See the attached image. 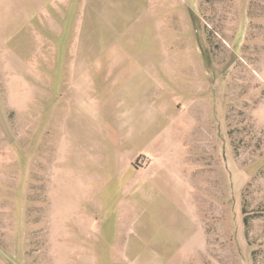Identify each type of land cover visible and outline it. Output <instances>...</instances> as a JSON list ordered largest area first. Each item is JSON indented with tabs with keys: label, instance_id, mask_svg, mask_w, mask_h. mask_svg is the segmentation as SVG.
Returning <instances> with one entry per match:
<instances>
[{
	"label": "rangeland",
	"instance_id": "374dc122",
	"mask_svg": "<svg viewBox=\"0 0 264 264\" xmlns=\"http://www.w3.org/2000/svg\"><path fill=\"white\" fill-rule=\"evenodd\" d=\"M120 59L189 100L174 198L136 213L146 157L62 92ZM0 264H264V0H0Z\"/></svg>",
	"mask_w": 264,
	"mask_h": 264
},
{
	"label": "crops",
	"instance_id": "0c3cea01",
	"mask_svg": "<svg viewBox=\"0 0 264 264\" xmlns=\"http://www.w3.org/2000/svg\"><path fill=\"white\" fill-rule=\"evenodd\" d=\"M49 1L45 0V3ZM122 51L124 54L130 52L127 48ZM125 59L97 62L96 66L93 62H81L82 68L86 69L83 76L67 79L74 83H68L69 87L63 88L62 92L64 97L65 94H69L68 114H75L83 124L88 122L89 117H95L98 127L94 131L101 133L97 139L100 141L122 140L123 145L124 143L129 144L125 147L129 155L146 157L144 172L135 182L136 213L138 209L144 210L142 202H153L152 199L141 198L143 191L148 192L144 194V197L149 195L154 198L157 196L174 198L170 189L172 179L175 178H171V173H169V166L174 160L170 158L171 138L178 140L176 152L180 156L182 154L181 141L185 137L182 133L184 127L189 126V122L187 125V121L182 119L175 121L174 118L182 115L184 110L188 111L189 105L184 106V104L189 100L184 101L188 99V96L179 91L175 101L173 90L168 83L158 81L153 76L152 62ZM50 64L63 69H73L74 65H77L76 62L62 61H54ZM49 68V66L44 67L43 75L41 72L39 76V84H41L39 94L43 101L47 96V86H50L54 94H57V88L60 87L57 84V75L53 73L51 76L46 72ZM91 69H100V71L94 72L90 71ZM183 95L187 97L184 98ZM117 117L119 127L101 126L102 123L109 121L108 118ZM109 148L115 150L111 146ZM172 163L181 165L182 161L180 163L177 158ZM178 181L180 182L179 177ZM166 223L168 226L171 225L169 220Z\"/></svg>",
	"mask_w": 264,
	"mask_h": 264
}]
</instances>
